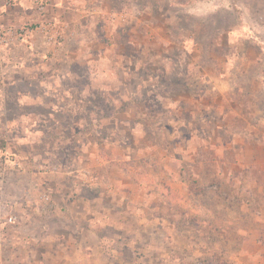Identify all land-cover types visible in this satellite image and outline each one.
Masks as SVG:
<instances>
[{
    "label": "rangeland",
    "instance_id": "374dc122",
    "mask_svg": "<svg viewBox=\"0 0 264 264\" xmlns=\"http://www.w3.org/2000/svg\"><path fill=\"white\" fill-rule=\"evenodd\" d=\"M46 20L61 41L20 40ZM0 25V264H240L193 222L239 215L213 185L264 215V0H0Z\"/></svg>",
    "mask_w": 264,
    "mask_h": 264
},
{
    "label": "crops",
    "instance_id": "0c3cea01",
    "mask_svg": "<svg viewBox=\"0 0 264 264\" xmlns=\"http://www.w3.org/2000/svg\"><path fill=\"white\" fill-rule=\"evenodd\" d=\"M32 42L33 41L31 40L30 44H32ZM110 157L111 156H109L108 158L109 161L104 160L105 163L109 162L108 165H110L112 162H115V160L116 162H118L120 160L129 161V159H132L130 155H126L123 158H119L116 156L115 159H112V157L111 158ZM202 164H203V161H202ZM125 168L126 167H124L122 171L124 176L127 173V170ZM129 171L130 169L128 170V172ZM193 171H195L196 174L198 175L199 174L201 175L202 173L200 172L198 167H193ZM112 173L113 172L111 171V174ZM217 174L219 175L220 172H217ZM109 177H110L109 172H108V176L105 173L104 176H101V179L97 175L95 182H97L100 185L99 186L100 188H105L108 192H112V193L124 192L129 189V182L127 180L125 181L124 177H120L116 180L112 179L110 183L108 182ZM86 179H88V177H86ZM214 186L215 185L210 186V193L213 190L215 193H217L214 195L211 194V196L217 201L216 205L218 204V207L223 206L222 209L223 208L230 209V208L236 207L239 211L238 213L239 215L236 216L234 214L233 216H231V215H228L230 213L228 212V214H224V216L222 215L219 216L220 210L213 209L212 207L206 204L208 206V209L210 210V213H207L206 218L202 220L199 219L198 221L193 222V224L198 225V228L203 226V228L205 229H202V230L209 231V233H205V231H203L204 235H207V236H204V238L207 237L206 239L209 240L211 237H213L212 241H214L215 243H218L216 245L219 246L218 248H220V253L229 254L228 256L230 258L232 257L233 259L237 260L240 264H264V244L260 242V239L262 238L264 239V215H260L259 211L256 209L255 199L251 197V198L243 199L242 201L238 200L237 203L235 201L236 203L235 205L231 206L230 204H228V202L230 201V198L224 197L222 195L221 186L216 185L215 189H214ZM217 189L219 190L218 192H216ZM251 191H253V189ZM78 196H79L78 200H80V198L81 199L84 198V195L78 194ZM124 196L126 197V195ZM124 196H121L122 204L128 202V200L125 199ZM117 208H118L117 210H120V213L124 212V209H125L124 206L122 205L117 206ZM105 219L106 218H103V221H105ZM117 223L118 225H125L124 221L122 220L118 221ZM93 224L96 225L95 222ZM211 226H214L216 235L219 236L220 234L222 240L214 237L215 235L212 234L214 232L212 231ZM25 237H27L26 238L27 240L35 239L32 237L30 238L28 236H25ZM219 240H220V243H219ZM233 246L236 248H231ZM215 249L216 248L214 247V250Z\"/></svg>",
    "mask_w": 264,
    "mask_h": 264
},
{
    "label": "built area",
    "instance_id": "2783aa9c",
    "mask_svg": "<svg viewBox=\"0 0 264 264\" xmlns=\"http://www.w3.org/2000/svg\"><path fill=\"white\" fill-rule=\"evenodd\" d=\"M13 1H17V0H13ZM31 1L37 5L39 10L43 11L50 0H31ZM59 24L60 23L58 20H49V21L46 20L41 24L36 25L35 27L30 25H24L17 30L18 37L22 42L29 43L34 33H36L37 30L41 29L46 35V38L49 43L57 42V41L59 42L62 40L63 37L62 35L63 33L61 32V26H59ZM9 31L10 30H6L3 28V26L0 25V49L4 45L9 44L7 38L8 34L10 33ZM87 177L92 182L96 180V177L93 175L89 174ZM13 219L14 217H11L10 221H13Z\"/></svg>",
    "mask_w": 264,
    "mask_h": 264
},
{
    "label": "trees",
    "instance_id": "16d2710c",
    "mask_svg": "<svg viewBox=\"0 0 264 264\" xmlns=\"http://www.w3.org/2000/svg\"><path fill=\"white\" fill-rule=\"evenodd\" d=\"M0 146H5V140L4 139H0ZM203 159V161H205V160H207V159H205V158H202ZM209 185V184H208ZM205 189V188H204ZM206 190V189H205ZM203 193H204V191H203ZM205 229V228H204Z\"/></svg>",
    "mask_w": 264,
    "mask_h": 264
}]
</instances>
